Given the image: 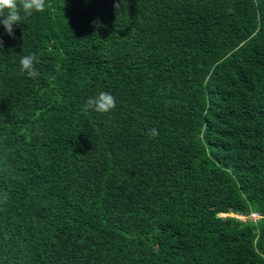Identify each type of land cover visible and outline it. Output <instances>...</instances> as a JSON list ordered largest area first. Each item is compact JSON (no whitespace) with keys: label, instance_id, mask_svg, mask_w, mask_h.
Returning a JSON list of instances; mask_svg holds the SVG:
<instances>
[{"label":"trees","instance_id":"1","mask_svg":"<svg viewBox=\"0 0 264 264\" xmlns=\"http://www.w3.org/2000/svg\"><path fill=\"white\" fill-rule=\"evenodd\" d=\"M21 16L0 24V264H264V0ZM101 91L115 108L86 109Z\"/></svg>","mask_w":264,"mask_h":264},{"label":"clouds","instance_id":"2","mask_svg":"<svg viewBox=\"0 0 264 264\" xmlns=\"http://www.w3.org/2000/svg\"><path fill=\"white\" fill-rule=\"evenodd\" d=\"M114 6L118 7L119 4L116 3ZM45 9L46 0H0V24L3 25L5 32L9 36H13L14 26L22 22L21 12L25 16H30L34 11L43 12ZM2 48L3 40L0 39V49ZM49 51H51V48H49ZM38 62L36 54L23 56L19 62L21 74L27 73L29 77H37L39 72L35 68V64ZM115 106V97L107 91H101L95 97H89L85 102L86 109H92L98 113H107L115 108ZM148 134L155 137L159 133L157 129L151 128L148 130Z\"/></svg>","mask_w":264,"mask_h":264},{"label":"rangeland","instance_id":"3","mask_svg":"<svg viewBox=\"0 0 264 264\" xmlns=\"http://www.w3.org/2000/svg\"><path fill=\"white\" fill-rule=\"evenodd\" d=\"M230 214H231V213H229L228 215H230ZM252 215H253V214H252ZM252 215H249V216H247V217H250L251 219H253V218L256 217V216L254 217V215H253V216H252ZM240 218H244V217H241V216H240Z\"/></svg>","mask_w":264,"mask_h":264},{"label":"built area","instance_id":"4","mask_svg":"<svg viewBox=\"0 0 264 264\" xmlns=\"http://www.w3.org/2000/svg\"><path fill=\"white\" fill-rule=\"evenodd\" d=\"M252 214L254 215V217L256 216V214H255V213H251L250 215H252ZM253 215H252V216H253ZM249 218H250V217H249Z\"/></svg>","mask_w":264,"mask_h":264}]
</instances>
